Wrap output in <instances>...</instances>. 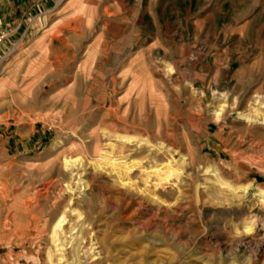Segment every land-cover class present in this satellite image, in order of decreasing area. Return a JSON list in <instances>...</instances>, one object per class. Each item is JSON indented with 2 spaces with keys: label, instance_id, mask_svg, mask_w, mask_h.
Wrapping results in <instances>:
<instances>
[{
  "label": "rangeland",
  "instance_id": "374dc122",
  "mask_svg": "<svg viewBox=\"0 0 264 264\" xmlns=\"http://www.w3.org/2000/svg\"><path fill=\"white\" fill-rule=\"evenodd\" d=\"M12 1L0 0V228L27 216L36 244L24 254L0 235V264H91L70 248L86 234L102 252L92 264H264V0H25L18 15ZM100 159L139 163L131 186ZM165 161L181 175L159 186ZM210 165L252 189L217 190ZM62 212L60 239L73 238L57 252L41 224Z\"/></svg>",
  "mask_w": 264,
  "mask_h": 264
},
{
  "label": "bare ground",
  "instance_id": "6f19581e",
  "mask_svg": "<svg viewBox=\"0 0 264 264\" xmlns=\"http://www.w3.org/2000/svg\"><path fill=\"white\" fill-rule=\"evenodd\" d=\"M68 30V29H67ZM68 33V32H67ZM70 33V32H69ZM68 33V34H69ZM67 35V34H66ZM84 50V49H83ZM63 55V54H62ZM49 62V61H48ZM222 90V89H221ZM221 94V93H220ZM157 95V94H156ZM158 97V96H157ZM262 98H264V96H261V95H254L253 96V99L254 101H259L261 100ZM157 100V99H155ZM264 102V101H263ZM255 103V102H254ZM260 105V104H259ZM262 107H264V104H262ZM262 112V111H261ZM261 112L258 110V109H254L253 110V113L256 114L257 116L261 114ZM157 113V112H156ZM215 113V112H214ZM247 118V117H246ZM237 119V118H236ZM251 120V119H250ZM254 123V122H253ZM258 124V123H256ZM254 125V124H253ZM219 126V125H218ZM252 127V126H251ZM256 127V126H255ZM129 134V133H128ZM118 140H120L123 144V146L127 143H130L132 142L135 138L132 137V136H129V135H119L117 136ZM250 142V141H249ZM248 142V143H249ZM145 144L147 145H150L151 147H153L154 145L151 144L149 141H146ZM113 147L114 144L113 143H108V147ZM158 146H164V143H159ZM256 146V144H255ZM131 147V146H130ZM186 148V147H185ZM258 148V147H257ZM158 151L159 150H162L161 147H158L157 149ZM118 155V154H117ZM66 156V155H65ZM169 156V155H168ZM150 157V156H149ZM63 158V157H62ZM102 158V156L100 157ZM165 158V157H164ZM167 158V157H166ZM172 159V158H171ZM101 160V161H100ZM100 160H96V161H93L92 163V166L93 168H99V169H102L104 166H108L109 167V171L111 172H114V175H116V179L121 182V184L123 185H129V176L127 177V174L128 172L137 164H129L128 166H120L118 165V168L117 170L115 169V167L113 166L112 163H108V160L105 159L104 161L102 159ZM78 161L79 163V159L78 158H63V165L64 166H67L68 168L69 167H72L74 166V164ZM158 161V160H157ZM178 165L180 166V170L183 168V167H186L188 165L191 164V160H189L188 157H186L185 155H182L178 160ZM112 162V161H111ZM154 162V161H153ZM176 162V161H175ZM60 163V162H59ZM77 163V164H78ZM125 163V162H124ZM128 164V163H127ZM99 165V166H98ZM139 165V163L137 164ZM149 165V164H147ZM142 166V165H141ZM175 165L171 162V161H165V162H162L160 164H158L157 166V169L156 170H153L151 171L153 174H155L154 176H156L157 178V183L158 185L160 186L161 182L162 181H167L168 179H170L171 177H174V178H178L181 173H177V170H176V167ZM255 167V166H254ZM207 171L212 173L213 174V178H214V181L215 183L218 184L219 188L217 190H220V189H223V190H226L228 191L232 196H237V197H242L244 196L245 194H247L251 189H252V185L251 184H244V185H232L230 182H227L226 180H224L221 175L219 174V172L217 171V169L213 166V165H210L208 166L207 168ZM93 170V169H92ZM21 171V170H20ZM19 171V172H20ZM71 174V173H70ZM73 174V173H72ZM71 174V175H72ZM145 175V174H144ZM69 176V175H68ZM15 177V176H14ZM147 178H148V175H147ZM4 179V177H3ZM33 179V178H32ZM52 181V180H50ZM169 182V181H168ZM47 183V182H46ZM45 183V184H46ZM42 185V184H41ZM48 185V184H47ZM52 185V184H51ZM213 185V184H212ZM131 186V185H129ZM42 187V186H40ZM47 187V186H46ZM40 189V188H39ZM58 189V188H57ZM21 190V189H20ZM34 190V189H33ZM37 190V189H36ZM42 190V189H41ZM47 190V189H46ZM143 191V189H142ZM141 191V192H142ZM221 191V190H220ZM39 192V191H38ZM38 192H35L34 196L35 195H38L39 193ZM60 192V191H59ZM71 192V191H70ZM145 192V190H144ZM255 192L257 193V195H262L264 196V190L260 189V188H256L255 189ZM29 193V192H28ZM41 193V191H40ZM45 193V191H44ZM42 193V194H44ZM31 194V193H30ZM154 194V192H153ZM239 194V195H238ZM44 196V195H43ZM155 196V195H154ZM41 197V196H40ZM52 197V196H51ZM61 197V196H60ZM38 198V197H37ZM54 198V196H53ZM52 198V199H53ZM44 200V199H43ZM54 200V199H53ZM127 200V199H126ZM125 200V201H126ZM161 201V200H160ZM127 202V201H126ZM125 202V203H126ZM31 200H25L23 206H24V214H28V209H29V206L31 204ZM57 201H53V204H56ZM124 203V204H125ZM34 204V203H33ZM55 206V205H54ZM61 207V206H60ZM61 211V210H59ZM25 215V216H26ZM57 216V215H56ZM149 216V215H147ZM155 216V215H154ZM27 216L26 218L24 219V222H23V225L22 226H19L14 228L12 230L11 228V223L9 222H5L4 225L0 228V235L1 237L3 236H6L7 234L10 233V241L8 242V246H11L13 244V241H16L18 242L17 244V247L19 249V252L20 253H24V254H28L30 252V250L33 248V245L35 246V242L34 240L30 239V237L28 236V232L31 231L29 230L28 228V223L26 222L27 221ZM55 218V217H54ZM160 219V218H159ZM31 220L34 221L35 223H39V219H35L34 216L31 217ZM65 219V215L64 213L62 212L58 218H56V220H54V222H52L51 220H45L42 222L41 224V231L42 232H46L47 236H49V239H50V242L52 244H54V247L55 248H58L57 249V252L59 251H62L68 243H70V239L72 240L73 237L70 236V238L66 241V243H64V241L62 242L61 239H60V235H64L65 236V232L63 231V222H64ZM163 220V219H162ZM148 221V220H147ZM154 221V220H153ZM52 222V223H51ZM143 222V220H142ZM147 226V225H146ZM245 228V231L249 232L251 231V226L250 225H246L244 226ZM234 229H237V228H234ZM253 229V228H252ZM73 231V230H72ZM87 235V234H86ZM82 236V239L81 241L79 242L78 244V247L77 248H73L74 244H73V241H71V245H70V248H71V252H72V258H84V259H91L88 263H95V261L97 262V259H100L101 258V255H102V252L101 250L98 248V246L96 245V243H93V240L92 238L91 239H87V236ZM74 240V239H73ZM88 246V247H87ZM48 257H50V253L48 252L47 253ZM63 258L65 256H62Z\"/></svg>",
  "mask_w": 264,
  "mask_h": 264
},
{
  "label": "crops",
  "instance_id": "0c3cea01",
  "mask_svg": "<svg viewBox=\"0 0 264 264\" xmlns=\"http://www.w3.org/2000/svg\"><path fill=\"white\" fill-rule=\"evenodd\" d=\"M27 4V1H25V0H17V1H15V0H13L12 1V3H11V5H13L14 7H15V9H16V14L18 15L19 13H20V10L24 7V5H26ZM14 12V11H13ZM15 16V15H14ZM13 16V17H14ZM15 17H17V16H15ZM14 17V18H15ZM13 23H14V20L13 19H8L7 21H5V28L6 29H10L11 27L10 26H12L13 27ZM18 25V24H17Z\"/></svg>",
  "mask_w": 264,
  "mask_h": 264
},
{
  "label": "built area",
  "instance_id": "2783aa9c",
  "mask_svg": "<svg viewBox=\"0 0 264 264\" xmlns=\"http://www.w3.org/2000/svg\"><path fill=\"white\" fill-rule=\"evenodd\" d=\"M2 39H3V35L0 33V44L2 42Z\"/></svg>",
  "mask_w": 264,
  "mask_h": 264
}]
</instances>
